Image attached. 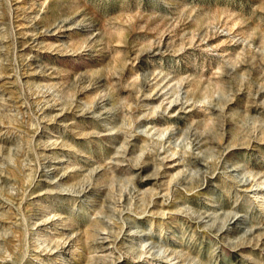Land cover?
Here are the masks:
<instances>
[{
	"label": "rangeland",
	"instance_id": "obj_1",
	"mask_svg": "<svg viewBox=\"0 0 264 264\" xmlns=\"http://www.w3.org/2000/svg\"><path fill=\"white\" fill-rule=\"evenodd\" d=\"M0 264H264V0H0Z\"/></svg>",
	"mask_w": 264,
	"mask_h": 264
}]
</instances>
